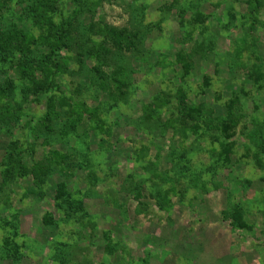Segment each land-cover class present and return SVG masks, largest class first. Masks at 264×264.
Here are the masks:
<instances>
[{
  "label": "rangeland",
  "instance_id": "1",
  "mask_svg": "<svg viewBox=\"0 0 264 264\" xmlns=\"http://www.w3.org/2000/svg\"><path fill=\"white\" fill-rule=\"evenodd\" d=\"M2 6L0 264H264V0Z\"/></svg>",
  "mask_w": 264,
  "mask_h": 264
},
{
  "label": "trees",
  "instance_id": "2",
  "mask_svg": "<svg viewBox=\"0 0 264 264\" xmlns=\"http://www.w3.org/2000/svg\"><path fill=\"white\" fill-rule=\"evenodd\" d=\"M42 3H44V4H48L49 3V0H40ZM9 2H10V0H0V4H2V5H8L9 4ZM77 2V1H76ZM2 5H0V9H4L5 7H3ZM77 6H79V3L77 4ZM76 6V7H77ZM7 7V6H6ZM54 7H55V5H54ZM32 9V11H33V13L35 14V12H34V10H33V8H31ZM54 9V8H53ZM54 10H56V8L54 9ZM53 10V11H54ZM1 11V10H0ZM35 11H36V9H35ZM43 13H45V12H43ZM74 14L75 13H73L72 15L74 16ZM38 15H39V13H38ZM72 16V18H70V19H73L74 17ZM32 17H34V16H32ZM34 18H38V17H34ZM40 20V19H39ZM46 22H42V21H37L35 24L37 25V26H42V25H44ZM1 30V29H0ZM2 36H4L2 33H0V53H3V54H5V55H7L10 51H12V50H14V48H16V47H13V45H12V43L8 40V39H6V38H3ZM9 50V51H8Z\"/></svg>",
  "mask_w": 264,
  "mask_h": 264
}]
</instances>
